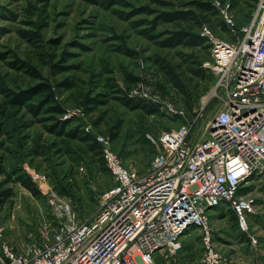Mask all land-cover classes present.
<instances>
[{
	"label": "rangeland",
	"instance_id": "1",
	"mask_svg": "<svg viewBox=\"0 0 264 264\" xmlns=\"http://www.w3.org/2000/svg\"><path fill=\"white\" fill-rule=\"evenodd\" d=\"M110 1L106 4V1L97 0H0V110H6L5 118L0 116V159L5 172L14 174L6 183L7 178L0 175V191H11L10 197H0V239L14 248L20 249L30 239H36L40 227L52 219L53 203L57 201L52 203V195L44 194V185L51 186L58 198L67 199L78 219L91 217L97 209V196L112 185L100 156L89 152L87 145L72 141L67 145L70 153L59 152L64 151L61 139L46 129L54 123L45 120L50 119V115L34 116L27 107L17 109L6 105L11 95L35 83L27 74V67L36 69L56 89L58 82L71 83L70 89L60 87L59 92L56 90L58 102L66 110L80 114L74 117L71 127L88 126L92 135L107 138L115 133L111 148L124 165L139 174L146 172L155 155L148 137H156L163 130L192 121L199 112L203 116L193 127L194 138L204 137L207 123L220 106V100L212 94L214 76L205 66L212 61L209 49L161 48L155 40L147 38V32L143 34L150 29L149 22L155 16L146 15L141 9L144 6L158 9L156 6L148 0ZM163 1L177 5L181 0ZM198 1L210 3L217 13L211 17L214 28L204 23L201 31L206 28L217 39L233 42L235 37L220 10L228 5V14L238 29L249 22L258 0ZM165 30L174 28L160 25L155 30L161 35L157 41L168 37ZM37 32L38 42L25 37ZM156 57L179 79L189 78L191 71L211 75L212 80L206 84L195 80L199 84V95L191 109L181 94L164 81L163 69L153 61ZM55 64L67 69L54 72L57 71V68L52 69ZM126 74L138 79L129 96L142 100L150 109H155V113L129 110L120 103L122 94L108 88L110 79L119 88H125ZM157 86L163 90H155ZM84 95L103 103L88 115L78 107ZM170 104L183 109L184 116L169 118L165 105ZM93 121H97V127L92 125ZM35 146L43 147L44 152L39 154ZM36 174L44 175L46 183L36 182ZM18 175L30 181L38 194H31L16 182L14 179ZM61 182L71 183L72 192L59 195L55 186ZM247 194L255 201V213L247 215V233L239 230L237 217L228 205L224 204L210 215L214 246L227 264L237 261L238 264H254L250 260L253 258L251 238L256 240L257 247L259 245L256 253L264 255L262 182L255 180ZM194 230V236L182 239V249L176 255L156 254L154 264H202L201 236L198 229ZM236 238L241 240L238 245L231 242ZM220 243L225 249L220 248ZM262 263L260 259L258 264Z\"/></svg>",
	"mask_w": 264,
	"mask_h": 264
},
{
	"label": "built area",
	"instance_id": "2",
	"mask_svg": "<svg viewBox=\"0 0 264 264\" xmlns=\"http://www.w3.org/2000/svg\"><path fill=\"white\" fill-rule=\"evenodd\" d=\"M227 8L220 12L233 42L206 28L200 33L212 59L205 65L215 79L212 94L220 100L204 137L195 139L193 131L202 112L148 137L155 155L139 174L124 165L109 138L95 135L112 185L97 196L94 214L78 219L69 201L44 185V194L57 201L52 219L20 249L0 239V264H154L156 254L176 255L194 228L201 236L200 262L227 264L214 246L210 215L228 205L247 233V215L255 213L247 192L255 180L264 186V0L238 29ZM165 108L171 119L185 114L171 104ZM72 116L80 114L67 111L64 118ZM83 130L90 133L88 126ZM35 180L46 183L44 175Z\"/></svg>",
	"mask_w": 264,
	"mask_h": 264
},
{
	"label": "trees",
	"instance_id": "3",
	"mask_svg": "<svg viewBox=\"0 0 264 264\" xmlns=\"http://www.w3.org/2000/svg\"><path fill=\"white\" fill-rule=\"evenodd\" d=\"M106 1V4H110V0H97V2ZM150 4H153L158 9H151L148 6H144L141 10L146 15L155 16L152 21L149 22L150 29L143 31L144 33H148L147 38L155 40V44L161 48H170L175 49L177 47H181L184 49H192V48H204L209 49V46L206 44V39L200 36V32L202 25L207 23L210 28H214L213 22L211 23V17L216 16V11L214 7L207 2H201L198 0L186 1L181 0L180 3L175 5V3H171L170 1H163V0H148ZM257 1V0H251ZM118 1H114L117 3ZM160 25H167L174 28V30H165L164 34L168 37L165 40H156L161 35L160 33H156L155 30ZM221 28L224 27L221 26ZM24 34V33H23ZM163 34V35H164ZM28 40L33 39L38 42L37 38L39 37L37 33H28L25 36ZM179 56H183L182 52H176ZM159 57L153 59L156 63V66L160 65V68L163 69V78L164 81L178 91L187 106L191 109L192 102L196 99L197 95H199V84L195 81H205L209 83L212 78L209 73L204 71H191V76L186 79H179L173 75V72L170 68L166 65L164 66L162 62L158 61ZM57 68L58 72L61 70H66L65 67H60L59 65L55 64L52 66V69ZM27 74L31 76V79L35 82L29 89L21 91L20 93H15L10 96L7 100L6 105H10L12 107H16L17 109H21L27 107V110L30 111L34 116H38L40 113H44L46 115H50V119L53 121V125L46 127L47 131L51 132L57 138L61 139V142L64 146V151L61 149L59 152L61 153H70V149L68 148V143L75 141L78 143H82L87 145L89 152H92L95 155L100 156V161L104 165L103 158L101 157V147L99 143L95 139V135L92 133H87L83 130L82 127H71L73 121H75L74 117L64 118V115L67 113L66 110L61 103L58 102V96L56 90L59 92L60 87H65L70 89L72 84L68 81L58 82L55 85L46 79L41 77V75L31 67H27ZM183 80V81H182ZM138 79L132 75L126 74L125 77V88H119L115 82L110 79L108 80V88L114 89V92H118L122 94V99H120V103L127 107L129 110H139L146 114H153L155 113V109H150L146 103L142 100L135 99L134 97H130L131 87L132 85L136 84ZM148 87H150L148 85ZM163 90L160 86L155 87V90ZM97 97H100L97 96ZM103 103L102 100L98 98H89L86 95L83 96V100L78 103V107H81L83 112L89 115L94 109L98 107L99 104ZM6 110H0V116L5 118ZM59 116V117H54ZM92 125L97 127V121H93ZM118 124L115 128H118ZM2 127L0 126V130ZM110 141H114L116 138L115 133H110L108 136ZM35 151H43V147L35 146ZM41 149V150H40ZM0 175H4L7 178L8 182L14 174H9L5 172V169L2 165V161L0 159ZM9 178V179H8ZM18 182L23 188L27 189L31 194L37 195L38 192L34 185L30 183L25 177L18 175L14 179ZM1 184V183H0ZM71 183L63 184L62 182L57 184L55 187L58 191V194L61 196H65L72 192ZM70 187V189H69ZM11 196V191L6 189L4 191H0V197L8 198ZM3 200V199H2Z\"/></svg>",
	"mask_w": 264,
	"mask_h": 264
},
{
	"label": "crops",
	"instance_id": "4",
	"mask_svg": "<svg viewBox=\"0 0 264 264\" xmlns=\"http://www.w3.org/2000/svg\"><path fill=\"white\" fill-rule=\"evenodd\" d=\"M195 231V230H194ZM193 232V231H192ZM189 233L185 238L186 239H184V240H187V238H189V237H191V236H194L193 234L194 233ZM240 239H238V238H236L234 241L232 240L231 242H234V243H236L237 245L238 244H240ZM218 245H220V248L221 249H225V248H222V246H223V244H218ZM240 246V245H239ZM228 247V246H227ZM258 247H259V245H258ZM258 247H257V245H256V243L255 244H252L251 246H250V248H251V250L252 251H250V252H252V255H253V258L251 257L250 258V260L252 261V263L254 262V264H258L259 263V260L260 259H262L263 260V263L262 264H264V255H260V253H256V251H257V249H258ZM218 249V248H217ZM242 255V254H241ZM157 256V255H156ZM157 261H158V258H157ZM175 261V260H174ZM236 264H238V261H237V263Z\"/></svg>",
	"mask_w": 264,
	"mask_h": 264
}]
</instances>
